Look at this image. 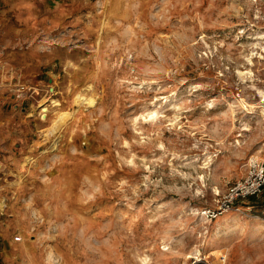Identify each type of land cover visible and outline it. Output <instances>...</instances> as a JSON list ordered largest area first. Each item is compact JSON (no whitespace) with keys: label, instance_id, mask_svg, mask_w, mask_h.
Here are the masks:
<instances>
[{"label":"rangeland","instance_id":"374dc122","mask_svg":"<svg viewBox=\"0 0 264 264\" xmlns=\"http://www.w3.org/2000/svg\"><path fill=\"white\" fill-rule=\"evenodd\" d=\"M263 108L264 0H0V264H264Z\"/></svg>","mask_w":264,"mask_h":264},{"label":"built area","instance_id":"2783aa9c","mask_svg":"<svg viewBox=\"0 0 264 264\" xmlns=\"http://www.w3.org/2000/svg\"><path fill=\"white\" fill-rule=\"evenodd\" d=\"M49 91L47 88L46 92L48 93ZM15 92L16 95L28 92L34 95L35 89L24 84H19L16 87ZM48 112L44 113L42 109L39 108V118L42 120L43 116H48ZM245 173L246 174L242 178L228 187V190L223 197V201L220 202L217 211L206 210L203 214L208 217H216L217 215L223 213V211L232 209L238 200L260 195L264 191V161H260L257 158L249 159ZM14 240L19 242L21 237H15Z\"/></svg>","mask_w":264,"mask_h":264},{"label":"bare ground","instance_id":"6f19581e","mask_svg":"<svg viewBox=\"0 0 264 264\" xmlns=\"http://www.w3.org/2000/svg\"><path fill=\"white\" fill-rule=\"evenodd\" d=\"M41 93V92H40ZM48 96V95H47ZM49 97V96H48ZM48 99V98H47ZM45 97H42L40 101H38L37 103V107H39L40 109H42V111L44 113H47L49 111V104L46 103V100H47ZM74 103H75V106L76 107H80V106H83L84 104L85 105H88V106H92L94 105L93 103H95V101L91 98H86L83 94L81 93H77L75 96H74ZM50 101V100H49ZM52 103H55V105H58V103H56V101H52ZM243 104V103H242ZM246 105V104H245ZM251 107V106H250ZM247 108H248V105H247ZM251 109V108H249ZM248 109V110H249ZM264 109V108H263ZM254 112V111H253ZM248 113H251L252 112H248ZM28 115H32L30 113H28ZM157 116L156 113L154 112H151V117H155ZM262 116H263V121H264V110H262ZM47 116H43L42 119H46ZM150 117V116H149ZM58 130V127H57V124L48 128L47 132H49L50 134H54L56 133ZM47 135V134H46ZM48 264H54V260H52L51 258V255H48Z\"/></svg>","mask_w":264,"mask_h":264},{"label":"water","instance_id":"95a60500","mask_svg":"<svg viewBox=\"0 0 264 264\" xmlns=\"http://www.w3.org/2000/svg\"><path fill=\"white\" fill-rule=\"evenodd\" d=\"M53 89V87H49V90L51 91Z\"/></svg>","mask_w":264,"mask_h":264}]
</instances>
